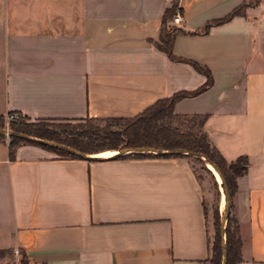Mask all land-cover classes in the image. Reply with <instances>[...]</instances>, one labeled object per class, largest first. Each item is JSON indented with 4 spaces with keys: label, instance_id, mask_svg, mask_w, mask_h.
I'll return each instance as SVG.
<instances>
[{
    "label": "crops",
    "instance_id": "0c3cea01",
    "mask_svg": "<svg viewBox=\"0 0 264 264\" xmlns=\"http://www.w3.org/2000/svg\"><path fill=\"white\" fill-rule=\"evenodd\" d=\"M245 1L0 0V116L133 118L197 90L206 78L156 47L175 4L182 23L174 27L184 33L172 53L208 68L213 85L173 112L206 116L208 141L227 163L247 158L231 208L238 264H264V0L190 35ZM8 142L0 139V250L17 251L16 264L21 256L26 264H204L210 256L188 158L70 160L22 145L11 160Z\"/></svg>",
    "mask_w": 264,
    "mask_h": 264
},
{
    "label": "trees",
    "instance_id": "16d2710c",
    "mask_svg": "<svg viewBox=\"0 0 264 264\" xmlns=\"http://www.w3.org/2000/svg\"><path fill=\"white\" fill-rule=\"evenodd\" d=\"M260 4V0H247L239 7L231 11L222 19L209 21L205 26L191 33L207 34L213 26H218L229 22L237 16H242L244 10ZM176 5L167 10L162 18L159 43L156 47L174 62L190 65L196 72L206 78L203 86L193 92H178L170 98L158 100L142 113L133 118L119 119H86L78 121L76 124L64 121L57 124L51 122H30L26 117L17 114L18 118L6 122L5 116H0V130L8 129L9 132L30 138L21 139L15 136L9 137L8 152L9 158L14 159L16 149L22 145H33L39 147L63 159L81 160V158L70 153L57 150L32 139L53 142L70 149L76 150L88 156L102 154L108 151H121L129 149L150 148L158 151L183 150L205 157L209 160L222 175L225 187L230 198H233L237 191L236 179L244 176L247 172L248 161L246 157H240L235 162L227 163L223 157L210 145L207 135L204 132V125L207 119L201 115H176L174 105L185 98L195 97L208 90L213 85V78L208 68L198 63L179 58L173 55L172 46L177 35L183 34L181 29L168 26L175 13ZM16 113H9L8 116ZM0 139L4 135L0 134ZM193 158L188 155H154V154H128L116 156L110 160L123 158L142 159V158ZM196 161L200 159L194 158ZM224 188V187H223ZM233 224V227L231 225ZM225 250L226 264H238L241 262V240L237 221L228 216L225 227ZM11 250H0V260L10 257ZM222 248L221 236L216 238L212 256L208 257L204 264H221ZM20 264H26L24 256H21Z\"/></svg>",
    "mask_w": 264,
    "mask_h": 264
},
{
    "label": "rangeland",
    "instance_id": "374dc122",
    "mask_svg": "<svg viewBox=\"0 0 264 264\" xmlns=\"http://www.w3.org/2000/svg\"><path fill=\"white\" fill-rule=\"evenodd\" d=\"M11 120H14V119H9L6 122L8 123ZM51 123L57 124L58 122H51ZM71 123L76 124L77 122H71ZM4 139L9 141V137L5 135H4ZM108 152H114V151H108ZM98 155L104 158L110 157V156L104 155L103 153L98 154ZM189 161H190L192 172L194 173L198 183L201 186L203 197H204V211H205L206 220L208 224L210 257H211L215 240L216 238L219 237V231H220L221 222L223 219L225 206H227L228 208V215H227L226 222L224 224V232H225V227L227 225L228 216L230 215L232 218H234V216L231 213L232 198H230L229 194L228 196L225 197L221 178L216 173V171H211L210 169H208L203 160L196 161L194 158H189ZM222 200L224 201L225 206L222 204ZM231 227H233V224L231 225ZM19 257L20 255L15 256V254L13 253L8 258L9 259L13 258V263L16 264V261L14 259L19 258Z\"/></svg>",
    "mask_w": 264,
    "mask_h": 264
},
{
    "label": "water",
    "instance_id": "95a60500",
    "mask_svg": "<svg viewBox=\"0 0 264 264\" xmlns=\"http://www.w3.org/2000/svg\"><path fill=\"white\" fill-rule=\"evenodd\" d=\"M0 134H3L5 136H7V137L15 136V137H18V138H21V139L30 140V138H28L26 136L11 133V132H9L8 129L0 130ZM32 140L34 142H36V143H40L42 145H45V146H48V147H51V148H54V149H57V150H61V151L70 153L72 155H75V156L81 158V160H85V161H97L98 162V161H104V160H107V159H113L116 156H124V155H128V154H145V153L159 155V156H163V155H188L190 157L203 160L205 162V164H209L210 166H212L216 170V172L218 173V175L221 178V181H222V184H223V187H224L225 197L228 196V192H227V189L225 187L224 178L218 172V169L209 160H207L205 157H203L201 155H198V154L189 153V152H186V151H183V150L158 151V150H154V149H150V148H139V149H129V150L125 149V150H121V151H116L117 153L114 156L109 157L107 159H103V158H97V157L85 155V154L80 153V152H78L76 150L70 149L68 147H65V146H62V145H59V144H56V143H53V142L44 141V140H37V139H32ZM227 215H228V208H227V206H225L224 207L223 219H222L221 227H220L221 248H222V261H221V264H226L224 224L226 222Z\"/></svg>",
    "mask_w": 264,
    "mask_h": 264
},
{
    "label": "built area",
    "instance_id": "2783aa9c",
    "mask_svg": "<svg viewBox=\"0 0 264 264\" xmlns=\"http://www.w3.org/2000/svg\"><path fill=\"white\" fill-rule=\"evenodd\" d=\"M182 23V18L181 16L179 15L178 12H176L174 15H173V18L171 20V25L172 26H179L180 24ZM7 120L9 119H17L18 118V115L17 114H13V115H10V116H6ZM6 120V121H7ZM15 256H19V253L17 251L14 252Z\"/></svg>",
    "mask_w": 264,
    "mask_h": 264
},
{
    "label": "bare ground",
    "instance_id": "6f19581e",
    "mask_svg": "<svg viewBox=\"0 0 264 264\" xmlns=\"http://www.w3.org/2000/svg\"><path fill=\"white\" fill-rule=\"evenodd\" d=\"M117 152H105L103 153L104 155H107V156H114ZM114 154V155H113ZM112 155V156H111ZM93 157H97V158H104V157H100V155H92ZM109 158V157H107ZM207 168L210 169L211 171H216L212 166H210L209 164H206ZM217 173V172H216ZM215 173V174H216ZM218 174V173H217ZM222 204L224 205V201L222 200ZM225 206V205H224Z\"/></svg>",
    "mask_w": 264,
    "mask_h": 264
}]
</instances>
